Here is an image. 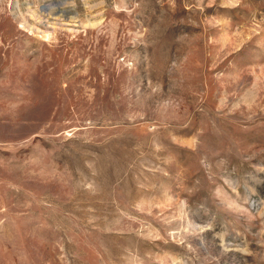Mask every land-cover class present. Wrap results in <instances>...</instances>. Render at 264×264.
I'll return each instance as SVG.
<instances>
[{"label": "rangeland", "instance_id": "obj_1", "mask_svg": "<svg viewBox=\"0 0 264 264\" xmlns=\"http://www.w3.org/2000/svg\"><path fill=\"white\" fill-rule=\"evenodd\" d=\"M0 264H264V0H0Z\"/></svg>", "mask_w": 264, "mask_h": 264}, {"label": "bare ground", "instance_id": "obj_2", "mask_svg": "<svg viewBox=\"0 0 264 264\" xmlns=\"http://www.w3.org/2000/svg\"><path fill=\"white\" fill-rule=\"evenodd\" d=\"M56 4V2H53V1H51V2H46V3H44V4H42V6L40 7V9H41V12L42 11H44V13H45V11H47L49 8H51L53 5H55ZM50 10V9H49ZM39 12H40V10H39ZM49 13V12H48ZM37 14V13H36ZM41 14V13H40ZM43 14V13H42ZM35 15V14H34ZM45 15V14H44ZM40 16V15H39ZM42 16V15H41ZM35 17V16H34ZM33 17V18H34ZM38 18V17H37ZM44 19V18H43ZM58 20H59V18H57ZM37 20V19H36ZM62 20V19H61ZM38 22H39V20H38ZM43 22V21H42ZM41 22V23H42ZM48 22V21H47ZM66 22H64V24H65ZM92 24V23H91ZM90 24V25H91ZM26 26L29 28V29H35V30H38V28L37 27H34V26H31V24H28V23H26Z\"/></svg>", "mask_w": 264, "mask_h": 264}]
</instances>
